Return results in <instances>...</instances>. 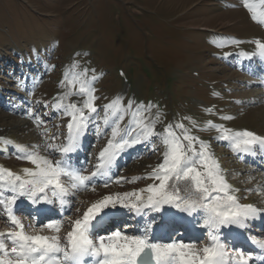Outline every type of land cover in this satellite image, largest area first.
<instances>
[{
  "label": "rangeland",
  "instance_id": "rangeland-1",
  "mask_svg": "<svg viewBox=\"0 0 264 264\" xmlns=\"http://www.w3.org/2000/svg\"><path fill=\"white\" fill-rule=\"evenodd\" d=\"M251 2L264 10L260 0ZM256 37L264 39V25L249 16L244 0H0V136L20 145L43 144L41 132L46 127L51 130L50 137L59 134L56 143L64 142L69 117L51 104L67 90L61 87L65 72L88 69V78L99 77L94 85L99 107L117 96L126 103L127 87L116 69L134 67L136 102L161 105L164 91L174 90L171 99L164 101L163 125L182 123L192 135L199 134L214 157H221L229 179L244 187L242 197L263 209L264 177L238 162L230 143L215 139L220 132L208 124L264 136V90L258 78L259 73L264 77V56L244 68L238 59L231 64L219 55L232 54L237 48L255 49L254 42L250 43ZM24 59L36 62L35 68L31 70ZM73 64L79 66L73 68ZM242 103L250 104L245 107ZM99 111L102 117V107ZM32 112L45 121L40 128ZM228 112L235 114V119ZM130 119L125 115L121 128ZM101 128L103 134L98 135L91 125L94 138L85 174L93 170L110 136V129ZM176 131L179 134L180 130ZM153 143L156 151H140L114 177L132 180L147 176L163 158V146ZM41 154L59 158L58 153L43 147ZM0 165L18 173L33 167L26 160L1 154ZM142 184L146 179L111 183L105 188L97 181L95 191L90 187L82 193L77 206L108 193L133 191Z\"/></svg>",
  "mask_w": 264,
  "mask_h": 264
},
{
  "label": "snow or ice",
  "instance_id": "snow-or-ice-1",
  "mask_svg": "<svg viewBox=\"0 0 264 264\" xmlns=\"http://www.w3.org/2000/svg\"><path fill=\"white\" fill-rule=\"evenodd\" d=\"M260 4L264 5V0H260ZM244 5L250 10L252 19L264 25V10L258 9L251 0H244ZM230 42L240 43L237 40ZM257 47L258 55L264 56V43H258ZM78 66L73 64L72 67ZM87 72L88 69L66 71L61 87L67 90L54 97L55 102L51 104L58 113L69 117L64 142L56 143L59 134L50 137L48 133L51 130L46 127L41 132L43 144L20 145L11 138H0V145L4 146L0 151L11 146L18 158L33 165L21 169L19 173L0 166V206L13 226L6 233L0 232V264H249L253 253L239 247L229 251L222 229L231 226L244 229L249 219L264 215V209L240 202L241 198L236 195L240 190L228 183L219 162L209 151L208 142L192 135L182 123H169L163 131L157 132L159 113L154 118L145 116L156 105L137 103L135 99L128 100L125 105L123 97L117 96L101 106L104 112L101 117L96 104L99 97L95 95L94 87L99 77L88 78ZM72 96L83 99L68 102ZM44 106L49 107L47 103ZM31 115L36 127L45 124L38 114L32 112ZM125 115H130L131 119L121 128ZM90 124L98 135L103 134L101 125L110 129V136L98 153L93 170L85 174L87 167L73 165L71 155L80 149L82 137ZM208 124L220 132L215 139L229 142L237 153L251 154L257 146H264V136L253 131L230 130L212 122ZM176 129L180 130L179 134ZM154 137L165 150L162 162L147 176L129 180L112 175L116 160L126 150L147 144L152 151H156L152 142ZM42 147L50 153H58L60 158L53 160L49 155L41 154ZM140 179H152L153 183L138 190L102 195L86 206L82 213L75 208L78 218L67 219L70 230L63 236L60 235L63 219L49 220L39 229L29 225L32 231L28 232L14 213V206L20 198H26L32 205L51 204L54 198L62 208L72 211L73 205L67 197L74 195L73 190L91 187L94 192L97 181L108 188L111 183H132ZM6 192L10 194L6 195ZM165 206L192 217L187 224L180 225L185 232L192 229L202 212L200 227L206 230L209 243L198 248L194 241L199 237L187 243L183 239L160 242L153 236L155 216L140 229L141 234L129 235L117 229L108 235H95V229L108 220L105 213L109 208L122 207L146 216L149 212L167 211ZM161 220L165 229L178 232L174 216L166 221L161 216ZM45 229L55 234H41ZM254 242L264 249V240Z\"/></svg>",
  "mask_w": 264,
  "mask_h": 264
},
{
  "label": "bare ground",
  "instance_id": "bare-ground-1",
  "mask_svg": "<svg viewBox=\"0 0 264 264\" xmlns=\"http://www.w3.org/2000/svg\"><path fill=\"white\" fill-rule=\"evenodd\" d=\"M259 79H260V78H259ZM82 140H83V139H82ZM86 145H87V142H86L85 140L82 141L81 147H80V149L78 150V152H79V153L84 152V151H85V146H86ZM74 154H76V153H74ZM72 156H73V155H72ZM257 156H258L257 153L253 151V153L249 154V159H251V160H255ZM263 157H264V155H263ZM259 174L261 175L262 173H259ZM259 174H258V175H259ZM256 247H257L260 251H264V249H260V248L258 247V245H256Z\"/></svg>",
  "mask_w": 264,
  "mask_h": 264
}]
</instances>
